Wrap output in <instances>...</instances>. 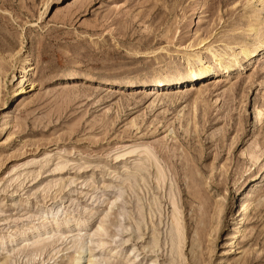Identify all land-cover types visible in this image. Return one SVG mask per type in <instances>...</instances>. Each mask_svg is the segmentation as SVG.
<instances>
[{
	"label": "rangeland",
	"instance_id": "1",
	"mask_svg": "<svg viewBox=\"0 0 264 264\" xmlns=\"http://www.w3.org/2000/svg\"><path fill=\"white\" fill-rule=\"evenodd\" d=\"M261 44L264 0H0V264H264Z\"/></svg>",
	"mask_w": 264,
	"mask_h": 264
},
{
	"label": "bare ground",
	"instance_id": "2",
	"mask_svg": "<svg viewBox=\"0 0 264 264\" xmlns=\"http://www.w3.org/2000/svg\"><path fill=\"white\" fill-rule=\"evenodd\" d=\"M262 46L260 47V49H264V44H261ZM232 46V45H231ZM233 47V46H232ZM231 47V48H232ZM237 48V47H236ZM239 48V47H238ZM237 48V49H238ZM230 50V49H229ZM228 50V51H229ZM258 50V48H255V49H253V50H244L243 51V56H244V58L245 59H250L252 56H253V54L256 52ZM262 51V50H261ZM231 52V51H230ZM260 54V53H259ZM214 55V54H213ZM226 55L224 54V52H222V51H218V53H216L214 56H213V64L214 63H219V65L222 63V60H224V57H225ZM199 56H195V59H197V60H199ZM252 61H253V59H252ZM234 65L233 66H236L238 63H233ZM200 66V65H199ZM231 67V66H230ZM197 69V68H196ZM198 70H199V68H198ZM212 71H213V65L211 64V63H209V64H207L206 66H203V68L197 73V70L196 71H193L191 74L192 75H194V76H199V77H201V78H203V79H205V78H207L211 73H212ZM231 72V71H230ZM213 74V73H212ZM222 81V80H221ZM167 82H169V80H167L166 78H164V77H158L157 79H156V81L154 82L155 84H158V85H163V84H165V83H167ZM210 80H206V81H203L201 84H199L198 86H196V88H195V93L197 94V96H200V95H203L204 93H206L208 90H209V88H210ZM188 88V87H187ZM191 88V87H190ZM21 90H22V88H21ZM147 92H149V91H147ZM118 93V92H117ZM149 95H150V93H149ZM257 117L258 118H260V117H262V114H261V112H258V114H257ZM241 221V220H240ZM240 230V229H239ZM237 234H238V232L237 233H235V234H233L232 235V238H235V237H237ZM236 239V238H235ZM233 242V241H232ZM82 249H83V246L81 247V248H79L78 249V257L77 258H75V260H76V264H80V263H78V260H81V253H82ZM83 254V253H82ZM84 256V255H83ZM83 258V257H82ZM87 259V258H86ZM85 261V260H84ZM83 262V261H82ZM89 264H92V263H90L89 262Z\"/></svg>",
	"mask_w": 264,
	"mask_h": 264
}]
</instances>
